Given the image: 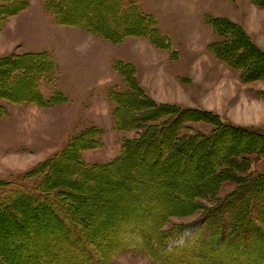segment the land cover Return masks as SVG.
I'll use <instances>...</instances> for the list:
<instances>
[{"label": "rangeland", "instance_id": "374dc122", "mask_svg": "<svg viewBox=\"0 0 264 264\" xmlns=\"http://www.w3.org/2000/svg\"><path fill=\"white\" fill-rule=\"evenodd\" d=\"M27 1L30 7L8 19L0 33V58L14 53H51L59 68L56 84L60 90H56L61 91L68 99L66 103L46 108L33 103L16 104L3 101L6 104V115L0 119V180L8 181L16 176L20 178L16 182L22 183L21 179H26V172L73 144L76 137L91 128H100L103 131L102 137L99 138L100 147L88 149L82 154L83 159L91 164L113 162L121 154L125 139L144 136L145 128L153 124L146 121L148 112L153 115L155 109L149 106L148 100L141 101L140 95L129 102L137 105L135 111L138 117H141L140 124L143 126L133 131L120 132L113 122L112 107L107 102L108 91L114 87L118 90L127 87L113 70V62L116 59L134 68L136 72L134 76L144 96L150 97L158 104L182 108V112L180 109L165 114L159 119V124L163 126L168 124L173 129L180 127L178 131L183 135L197 133L206 135L213 132L218 134L213 142L206 143V147L204 145L199 147L197 151L199 159L195 162L190 159L189 171L194 164L205 167L217 162L218 156L230 147L233 150L248 145L264 146V135L254 137L251 134L249 138L232 135L229 128L219 120H210L208 116L189 110L199 108L211 111L227 120V124L246 130L250 128L264 131V97L258 95V92H264V78H261L264 77V72L258 74L262 80L256 79L257 77L247 79L248 76L239 78V73L231 70L226 64L225 53L214 46L215 42L220 40V35L205 22L206 15L228 19V23L239 27L245 33L244 36L242 34L243 38L245 40L249 38L252 45L256 46L252 47L256 49L257 55L264 59V10L257 7L252 0H121L124 3L135 1L144 12L155 15L163 33L161 37L165 38L164 35H167L172 41L174 55L167 51L165 54L153 45L145 46L147 44H143L142 40L150 43L148 39L129 36L121 42L113 43L76 26L59 25L55 16L45 9L43 0ZM62 1L65 5V8L64 6L60 8V13H63L62 19L80 21L83 25L88 20V24L106 33L116 34L115 37H120L121 33L128 31L127 28H132L131 31L140 30V24L133 23L130 18L124 19L119 16L113 0ZM91 20L96 23H92ZM115 26L118 28L115 29ZM234 38H237L238 43L244 40L241 36ZM216 51L219 53L216 54ZM230 59H234L232 54ZM32 64V61H22L18 68L21 76L16 82H11L5 87L1 82L6 83L9 76L0 73V92H14L17 96L31 95L32 77L36 72ZM48 86L42 84L41 87V92L46 97L52 93L51 86ZM200 115L203 118L193 121L192 118ZM182 116L191 117V121L182 119ZM76 145L77 151L79 146H84L82 141ZM163 146L156 143L154 148L159 150ZM208 149L212 150V154L208 155ZM230 154L223 162L224 164H227V161L233 162L228 165L230 172L219 179L214 186L216 190L209 196L201 197L202 206L197 211L184 217H172L167 226L199 223L203 219L205 229L203 235L206 239H211V234L216 230L221 231L219 236L222 235L221 244L224 246L226 240L236 235L234 242L238 243V248L234 251L242 252L238 258L243 259L245 264H264V185L259 188L254 203L248 204L245 209L253 228L247 227L237 234L238 225L234 212L237 214L242 212L238 208L236 211L233 209L224 211L214 221L208 223L206 221L209 216L202 218L208 209L218 207L229 195L236 192L241 183L245 184L250 178L264 175V153L261 151L247 152V155L242 157L244 163L242 160L233 161ZM202 157H205V160ZM146 159L147 156L141 153L133 156L112 170L107 178H104L103 174L88 176L83 173L84 178L75 182V176L80 174L81 170L73 160L60 163L58 171L54 173V178L62 182L74 181L76 185L74 192L82 198H78V210H74L78 217L80 214L81 218L87 221L92 219L96 224H99L97 222L100 219H113L108 221L106 227L98 230L101 238L95 237L96 246L103 244L98 247L103 264H107L112 257L114 252L112 246L116 247L115 252H119L118 245L135 236L130 233L132 227L127 224L130 223L127 222L129 219L136 217L139 229L154 226L158 222L160 216L157 213H143L134 205L127 189L128 178L131 182L143 184L149 177L154 184L168 178V171L165 169L164 172L162 169L163 163L152 166L149 162L144 163ZM206 179L207 184L213 183L210 178H205V181ZM180 186L186 195L201 188L192 187L185 181H182ZM174 194L171 193L170 197L174 198ZM21 206L24 210L23 233L28 230L43 231L45 238L39 239L35 244L27 242L26 238L23 241H26L25 244L28 243L27 246L17 248L12 236L17 233L16 236L20 238L22 236L20 228L10 216L0 218V251L6 253V258H1V263L36 264V258L38 260L42 255L41 257L47 258V264H69L71 258L75 256V250L70 242L60 241L56 244L49 240L51 232L55 234L56 231L60 232L57 220L46 218L45 212L30 213L28 207L24 204ZM156 208L162 212V207L157 203ZM107 244L109 246L105 247ZM224 259L226 263H230L231 259L236 260L232 254L230 257L227 254ZM115 261L116 264H152L144 252L121 251L116 255Z\"/></svg>", "mask_w": 264, "mask_h": 264}, {"label": "trees", "instance_id": "16d2710c", "mask_svg": "<svg viewBox=\"0 0 264 264\" xmlns=\"http://www.w3.org/2000/svg\"><path fill=\"white\" fill-rule=\"evenodd\" d=\"M43 1L45 2V9H48L55 16L56 23L59 25L68 27L76 26L99 38L110 40L113 43L121 42L129 36L148 39L156 48L170 52L172 55L175 54L172 53L171 39L167 35H164L165 38L161 37L163 33L159 28L157 19L153 15L143 12L135 1L124 3L121 0H113L119 16H122L124 19L130 18L133 23L140 24V30L131 31L132 28H127L128 31L121 33L120 37H115L116 34H112L111 32H109V34L101 31L99 28L88 24V20H86V24L83 25L80 24L82 23L80 21L62 19L61 14L63 13H60V8L63 6L65 8L64 3L62 4V0ZM252 1L257 7L264 10V0ZM29 7L30 4L27 0H0V33L4 30L8 19L12 16L19 15ZM205 22L213 31L220 35V40L215 42L214 46L220 52L225 53V57H223L228 67L239 73V78L248 76L249 78L247 79H254L256 77V79H258L260 77L258 74L264 72V59L262 56L259 57L260 55H257L255 52L256 49L252 47L255 45H252L249 38H247V40L243 38L245 33L239 27L228 23V19L223 17L206 15ZM92 23L96 22L92 21ZM114 28L116 29L118 27L115 26ZM234 36H241L244 40L238 43L236 41L237 38L235 39ZM162 41L163 43H161ZM215 53L217 54L219 52L216 51ZM230 54L234 56V59H230ZM22 61H32L33 70L35 69L36 71L35 75L32 77V94L29 96H17L14 92L3 93L1 91L0 119L6 115V104L3 103L4 100L16 104L33 103L41 108L52 107V105L58 104L61 105L60 103L67 102L68 98L64 97L65 95L61 91L56 90L59 68L52 55L48 52L14 53L0 58V73L1 75L4 74L9 76L6 83L1 82L3 87L11 82H16L21 76L18 68ZM35 63L37 64L36 66ZM113 70L120 76L122 82L127 85L124 90H118L117 87H114L108 91V100L112 107L111 115L116 129L120 132H129L137 129L139 126H143L140 124L141 117H138L135 111L137 105L129 102L135 99L137 95L142 97L140 100L143 102L148 100L149 106L155 109L156 115H152V113L148 112V117L146 119V121L153 122L152 126L145 128L146 133L141 138L125 139L121 147V154L113 162L107 164H91L83 159L82 154L85 151L100 147L99 138L102 137L103 131L100 128H91L83 131L76 137L73 144L68 145L61 152L53 154L46 161L26 172V175L23 174L26 179H21L22 183L16 182L20 179L16 176L8 181L0 180V218L10 216L16 225L22 229V231L19 229L22 235L20 238L16 236L17 233L12 236L15 240L16 247L20 248V246L22 247L23 245L27 246L28 243L25 244L26 241H23L26 238L27 242L29 241L31 244H35L39 239L45 238L43 231L28 230V232L23 233V231H25V229H23L25 228L23 223L24 210L21 205L24 204V206L30 209V213L45 212L47 213L46 218L51 217L57 220L60 232L56 231V234L51 232V239L49 240L54 241L56 244L60 241L70 242L75 250V256L71 258L69 264H103L102 257H100V248L98 250V247H101L103 244L96 246L94 243L97 241V238L99 239L102 236L101 234L99 235L98 230L100 231L102 228L106 227L105 225H108V221H112L113 219H100L97 222L99 224H96V221L92 219L87 221L81 218L80 214L78 217L74 210H78L77 201L81 196L74 192L76 189L74 181L72 183L62 182L54 178V173L58 171V165L60 163L73 160L81 170L80 174L75 176V182H79L81 178H84L82 176L83 173L88 176L92 174H103L102 176L107 178L117 166L141 153L147 156V159L144 160L145 164L149 162L150 165L155 166L160 162L163 163L162 169H164V172L166 169L169 176L163 179L162 182H158V184H154L151 177L145 179L146 182L144 184L143 182H131L130 178H128L127 180H129V182L127 183V189L130 191L129 197L134 201V205L139 207L141 212H147L149 214L157 213L160 217L156 225L143 227L141 229L137 226L138 221L135 220L136 217H133L135 219H129L127 222L130 221V223L127 224H130L132 227L130 233L137 236V238L134 236L118 245L120 247L119 252H115L116 247L112 246L115 253H112V257L107 264H116L115 257L117 254H120L121 251H125L126 253L144 252L152 264H245L243 259L238 258V255L242 252L237 251L236 253L234 251V249L238 248V243L234 242L236 235L234 237L232 236L230 240H226L223 246L221 244L222 235L219 236L221 231L216 230L211 234V239L205 238L203 235V232H205L204 221L202 222L203 219L200 220L199 223H182L179 226H167V224L172 217H184L197 211L202 206L200 203L201 197L204 195L209 196V194L216 190L214 186L219 182V179H222L225 174L230 172V167L228 165L233 162L227 161V164L223 163L229 153H231L230 156L233 158V161L240 162L242 157L247 155V152H255L258 150L264 153V146L258 144L255 146L248 145L245 147H237L233 150L230 147L218 156L217 162L211 163L208 166L205 164V167L203 165L199 167V164H194L192 170L189 171L190 159L192 158L194 162L199 159V156H197L199 147L201 148L202 145L207 146L209 142H213L218 137V134L213 132L206 135L203 133L183 135L181 131H178L180 127L178 129L174 127L173 129L168 124L164 126L163 124H159V119L164 117L165 114L169 112V114H171V111L176 112V110L179 111L180 109L182 112V108L179 109V107L175 105L158 104L152 101L150 97L144 96L136 81L137 78L134 76L136 72L130 64L116 61L113 63ZM261 78L264 77L261 76ZM261 78L259 79L262 80ZM42 84L51 86L52 93L50 96L46 97L41 92ZM258 95L264 97V92H258ZM137 103H139V101ZM191 109L193 113L203 114L204 116H208V118L210 117V120H219L221 124L229 128V132L232 135H240L246 138L252 136L251 134H253L254 137L264 135L263 130L258 131L250 128L246 130V128L227 124V120L211 111L189 108V110ZM201 116L202 115L192 119L193 121H199V118H203V116ZM181 118L191 121V117L185 118V116H182ZM135 121L136 124H134ZM231 137L230 139H232ZM173 140L174 145H172ZM80 141L83 142L84 146H79L77 151L75 147ZM156 143L163 144L164 146L156 150L154 148ZM208 150V155L212 154V150ZM72 151H74V153H72ZM208 155L206 154V156ZM202 159L205 160V157H202ZM242 162L244 163L243 160ZM164 174L167 175L166 173ZM205 178H210L213 183H208V185L206 183L207 179L205 181ZM182 181L189 183L192 187L199 186L201 188L194 190V192L191 191L186 195L180 186ZM262 185H264V175L250 178L247 183H241L240 188L229 195L218 207L215 206L211 208L212 211L208 209L202 218L209 216V219L206 221L208 223L214 221V219L219 217L224 211L230 209L236 211L238 208L242 212L238 214L234 212L239 228H236L238 230L237 234L247 227L253 228L245 209L248 204L254 203V200L258 196L259 188ZM171 193H175L174 198L170 197ZM156 203L162 207V212L157 211ZM207 223L205 225H207ZM92 225L95 226L92 229L91 227L87 229ZM97 226H99V228H97ZM107 228L109 227L107 226ZM88 230L93 231L88 232ZM93 232H95L94 235L92 234ZM47 236L48 235H46V237ZM96 236L97 238H95ZM138 242L142 243L140 244ZM108 246L109 244L105 245V247ZM112 249H110V251H112ZM226 253L229 257L232 254V257L236 260L233 261V259H231L232 261H230V263H226L224 259V257L227 256ZM41 256L38 260L36 258V264H47V258ZM4 257L6 258V253L4 254V252L0 251V260ZM1 262L2 261H0V264H2Z\"/></svg>", "mask_w": 264, "mask_h": 264}, {"label": "crops", "instance_id": "0c3cea01", "mask_svg": "<svg viewBox=\"0 0 264 264\" xmlns=\"http://www.w3.org/2000/svg\"><path fill=\"white\" fill-rule=\"evenodd\" d=\"M146 13V12H145ZM147 14H151V13H147ZM151 15H153L154 17H155V15L154 14H151ZM156 18V17H155ZM157 19V18H156ZM158 21V20H157ZM159 22V21H158ZM159 24V23H158ZM95 36V35H94ZM142 42H143V44H147V45H145V46H148V47H151L150 45H152V44H150V43H148V42H146L145 40H142ZM165 52V51H164ZM167 52H165V54H166ZM160 54H162V53H160ZM116 61H122V60H115L114 62H116ZM113 62V63H114ZM162 69H163V71H165V67H164V65H162ZM107 90V89H106ZM106 92V91H105ZM108 99V98H107ZM108 102V104L110 103L109 102V100L107 101Z\"/></svg>", "mask_w": 264, "mask_h": 264}]
</instances>
